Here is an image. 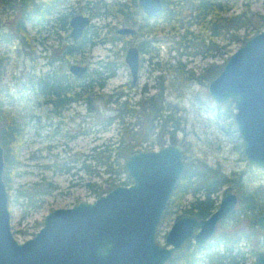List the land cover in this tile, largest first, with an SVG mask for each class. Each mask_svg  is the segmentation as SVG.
Returning a JSON list of instances; mask_svg holds the SVG:
<instances>
[{
	"label": "rangeland",
	"instance_id": "374dc122",
	"mask_svg": "<svg viewBox=\"0 0 264 264\" xmlns=\"http://www.w3.org/2000/svg\"><path fill=\"white\" fill-rule=\"evenodd\" d=\"M19 1L0 0V16L4 22L0 38L3 107L25 129L17 174L9 187L6 186L11 232L17 241L33 237L51 210L72 207L83 201L92 202L114 186L130 183L126 173L110 175L93 157V150L97 147L104 150L101 159L109 157L107 145L115 141L121 131L115 99L119 103L128 100L129 107L133 108L138 100L160 90L165 109L163 114H171L179 121L176 143L184 149L189 148L191 159L188 162L198 159L208 165H219L230 177H238L240 173L246 177L254 172L249 189L264 183V172L261 173L264 170L251 169L239 146L241 139L229 126L233 103L228 100L215 104L207 91L209 80L200 77L204 68L213 63L222 67L230 52L219 58L214 50L206 56L191 47L184 48L162 18L150 19L154 29L147 32L143 27L142 31L146 32L140 35L139 27L146 16L139 7H134L135 0H41L58 4L56 13L42 23L26 21L29 39L26 45L15 33L14 20L18 15ZM240 8L241 3L232 4L228 14L240 11ZM251 8L264 15V0L253 1ZM58 14L66 21L74 14L87 15L91 24L84 33V43L77 47L78 51L70 57L53 60V49L71 39L70 27L58 19ZM122 27L134 31L127 35L118 34L117 29ZM144 39L149 41L146 47L151 52L140 53L138 79L132 84L124 61L125 52L130 46L138 47ZM239 46L231 43L228 48L233 52ZM106 62L107 67L114 70L112 75H108V69L104 68ZM71 63L86 65L85 77L74 78L68 71ZM177 63L184 66L183 75L176 71ZM29 74L59 77L64 81L62 87L73 89L80 98L64 106L46 105V94H38L37 89L26 86ZM119 94L125 95L119 97ZM87 96H90L89 102L82 99ZM55 110L57 113L51 114ZM123 123L129 129H136L135 119L130 115L123 117ZM159 147L153 135L137 148L156 150ZM113 158L112 153L108 162ZM110 178L114 184L108 189ZM230 186L236 192L235 185ZM192 200L193 196L187 194L175 208L172 220L175 215L183 213ZM172 220L157 231L159 243L164 244ZM239 228L251 232L250 223L244 218L240 220ZM251 239L255 243V237Z\"/></svg>",
	"mask_w": 264,
	"mask_h": 264
},
{
	"label": "water",
	"instance_id": "95a60500",
	"mask_svg": "<svg viewBox=\"0 0 264 264\" xmlns=\"http://www.w3.org/2000/svg\"><path fill=\"white\" fill-rule=\"evenodd\" d=\"M137 4L147 18L163 10V0H137ZM90 22L87 15L72 16L70 36L74 40L81 37ZM3 27L0 16V38ZM116 32L130 34L133 29L122 27ZM139 56L135 46L126 50L132 82L138 78ZM69 71L81 77L87 67L72 63ZM207 91L217 105L228 100L233 103L242 153L249 165L264 170V29L227 57L218 74L208 81ZM183 156L178 143L156 150L133 149L123 162L129 184L116 185L92 202L51 210L35 235L19 242L11 232L0 142V264H166L189 241L203 248L218 224L236 209L237 195L226 186L218 207L203 219L186 213L175 215L164 244L159 243V225L185 170ZM257 225L264 230V215L257 218ZM257 264H264L262 251H258Z\"/></svg>",
	"mask_w": 264,
	"mask_h": 264
},
{
	"label": "trees",
	"instance_id": "16d2710c",
	"mask_svg": "<svg viewBox=\"0 0 264 264\" xmlns=\"http://www.w3.org/2000/svg\"><path fill=\"white\" fill-rule=\"evenodd\" d=\"M253 1L255 0H163V10L154 18H162V22L167 24L168 29L174 31L179 37L178 43L184 48L191 47L195 49L196 53H203L206 56L208 52L214 50L219 58H223L225 54L230 52L229 56L232 52L229 51V44L242 45L250 36L264 29V15L251 8ZM236 3H241L240 11L228 14L232 4ZM57 6L58 4H45L41 0H20L14 26L15 33L21 42L27 45L29 41L25 29L26 21L35 20L42 23L51 14L56 13ZM134 7L138 8L136 0ZM119 11L123 12V9L119 8ZM143 20L138 31L140 35L146 32L142 31L143 27H146L147 32L152 31L155 27L149 23V18L145 17ZM148 42L144 39L138 45L142 53L151 52L146 47ZM73 48L74 46L71 45L57 46L53 49L51 57L53 60L70 57L73 54ZM226 59L224 58L225 61ZM183 67L177 63L176 71L183 75L185 73ZM107 69L108 75H112L114 70L108 67ZM220 70L221 67L213 63L204 68L200 77L211 80ZM61 83L64 81L62 82L56 76L43 77L29 74L26 86L33 90L37 89L38 94L45 93L47 90L58 99L57 102L60 106L80 98L73 89H68L67 86L62 87ZM98 86L100 87L102 84L99 83ZM161 93L159 90L155 94L138 100L134 106L138 108L137 110L134 107H129L128 100L122 103H119L118 99L114 100L118 110L116 117L118 123L121 124V131L118 132L115 141L107 145L108 150H106L109 152V157L101 159L100 154L104 152L101 147L93 150V157L105 167L106 173L110 175L126 173L123 160L130 151L142 146V143L149 141L153 135L154 141L160 147L166 144L165 140H169V143L177 142L175 134L179 130V121L171 114H163L165 109L162 106ZM122 95L125 94H119V97ZM82 99L89 102L90 96ZM3 105V94L0 89V142L4 158L3 180L5 186L9 187L20 165L19 155L24 144L25 129L20 121L10 116ZM125 115H130L135 119V130L124 126L123 117ZM229 126L240 140L233 112L230 113ZM232 131L227 130L230 133ZM242 145V141H240L239 146L242 147ZM112 153L114 158L108 162ZM183 158L185 170L172 193L159 228L167 221L172 220L175 208L180 205L187 194H191L193 200L182 212L195 215L199 219L210 215L217 207L219 192L230 184L235 185L238 204L236 211L226 221L218 225L216 235L206 248L198 250L195 246L187 243L166 264H245L248 259L254 260L257 250L264 252V231L257 227L256 223L257 217L264 214V183L249 189L248 184L254 181V172L253 175L246 177L242 173L238 177H230L219 165H208L198 159L188 162L191 159L188 147L184 149ZM115 164V168H112V165ZM249 166L254 171H261L254 166ZM108 181L109 189L113 187L114 180L110 178ZM243 218L250 223L251 232L249 233L239 228V222ZM251 237H255V243L251 242ZM208 249L209 252H207ZM252 264H255V260Z\"/></svg>",
	"mask_w": 264,
	"mask_h": 264
},
{
	"label": "flooded vegetation",
	"instance_id": "af4514ba",
	"mask_svg": "<svg viewBox=\"0 0 264 264\" xmlns=\"http://www.w3.org/2000/svg\"><path fill=\"white\" fill-rule=\"evenodd\" d=\"M43 2V1H42ZM43 3H45V4H48L47 2H43ZM74 15H77V14H74ZM74 15H71L70 16V18H68V21H66L65 19H64V17H63V15H60V14H58V19H60L61 21H62V23H64V24H67L69 27H70V30H71V26H70V19H71V17L72 16H74ZM89 17V16H88ZM90 18V17H89ZM91 20V19H90ZM90 24H91V22H90ZM90 24L84 29V32H83V35L81 36V37H79L78 39H76V40H74L71 36H70V32H69V36H70V41L67 43V44H60L59 46H65V47H67V46H74V51H73V53L77 50L78 51V49H77V47H79L80 48V46L84 43V33H85V31H86V29L90 26ZM133 29V28H132ZM134 31V30H133ZM133 33V32H132ZM119 34V33H118ZM131 34V33H130ZM121 35H127V34H121ZM131 47V46H130ZM136 47V46H135ZM129 48V47H128ZM127 48V49H128ZM138 48V50H139V55H140V53H141V51H140V49H139V47H137ZM126 49V50H127ZM126 53V52H125ZM140 57V56H139ZM124 61H125V56H124ZM126 63V62H125ZM72 64V63H71ZM70 64V65H71ZM76 64H78V63H76ZM105 64V66H104V68L105 69H107V62L106 63H104ZM69 65V66H70ZM79 65H81V64H79ZM126 65H127V63H126ZM139 65H140V58H139ZM84 66H86V65H84ZM87 67V66H86ZM127 67H128V65H127ZM109 68V67H108ZM128 69H129V67H128ZM68 71H69V67H68ZM87 72H88V68H87V71L85 72V74L84 75H82L81 77H76L75 75H73L70 71H69V73L74 77V78H76V79H81V78H83V77H85V75L87 74ZM129 72H130V70H129ZM139 74V73H138ZM131 75V74H130ZM138 79V78H137ZM137 82V81H136ZM136 82H132V77H131V83L132 84H134V83H136ZM99 83H101V82H99ZM98 83V84H99ZM102 84V83H101ZM101 87V86H100ZM44 94H46V99H45V101H44V103L46 104V105H49V104H54V106H56V107H59L60 105H58V99L54 96V95H52V94H50L47 90H45V93ZM48 96H52L51 98H49ZM48 99V100H47ZM57 111L58 110H55L54 112H52L51 114H54V113H57ZM226 187V186H225ZM224 187V188H225ZM232 187V186H231ZM223 188V189H224ZM233 188V187H232ZM223 191V190H222ZM233 192H235L234 190H233ZM236 193V192H235ZM236 195H237V193H236ZM237 200H238V196H237ZM237 204H238V201H237ZM217 207H218V205H217ZM216 207V208H217ZM215 208V209H216ZM214 209V210H215ZM236 209H237V206H236ZM236 209L234 210V212L236 211ZM213 210V211H214ZM212 211V212H213ZM211 212V213H212ZM234 212H232L225 220H223V221H226ZM184 213V212H183ZM210 213V214H211ZM187 214V213H186ZM192 215V214H191ZM262 215H264V214H262ZM262 215H260V216H262ZM208 217V216H207ZM259 217V216H258ZM257 217V218H258ZM222 221V222H223ZM222 222H220V223H222ZM219 223V224H220ZM256 223H257V219H256ZM218 224V225H219ZM257 227H258V225H257ZM217 228H218V226H217ZM217 228H216V232H217ZM261 229V228H260ZM262 230V229H261ZM264 231V230H263ZM215 235H216V233H215ZM214 235V236H215ZM213 236V237H214ZM213 238H211L209 241H208V243L203 247V248H201V249H198L194 244H193V246H195L198 250H203L204 248H206L207 246H208V244L210 243V241L212 240ZM187 243H193L192 241H189V242H187ZM187 243H185L183 246H182V248L180 249V250H182L184 247H185V245L187 244ZM243 245H244V243H242ZM246 244V243H245ZM246 249V248H245ZM179 250V251H180ZM178 251V252H179ZM258 251H262L263 252V250H257L256 251V258L254 259L255 260V264H257V254H258ZM177 253V252H176ZM264 253V252H263ZM250 260V259H249ZM253 259L251 260V263H249V264H252V262L254 261ZM248 261V260H247ZM246 261V262H247Z\"/></svg>",
	"mask_w": 264,
	"mask_h": 264
}]
</instances>
